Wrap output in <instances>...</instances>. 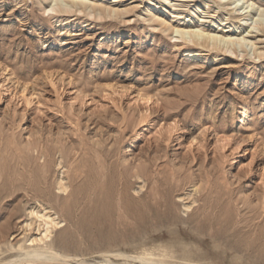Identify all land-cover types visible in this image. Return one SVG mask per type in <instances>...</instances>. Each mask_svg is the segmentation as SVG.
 Here are the masks:
<instances>
[{
  "label": "rangeland",
  "instance_id": "1",
  "mask_svg": "<svg viewBox=\"0 0 264 264\" xmlns=\"http://www.w3.org/2000/svg\"><path fill=\"white\" fill-rule=\"evenodd\" d=\"M68 1L0 0V264H210L181 230L224 229L264 259V33L154 18L243 32L224 0Z\"/></svg>",
  "mask_w": 264,
  "mask_h": 264
},
{
  "label": "bare ground",
  "instance_id": "2",
  "mask_svg": "<svg viewBox=\"0 0 264 264\" xmlns=\"http://www.w3.org/2000/svg\"><path fill=\"white\" fill-rule=\"evenodd\" d=\"M53 1H55V4H56L58 1H62V0H53ZM70 1L71 2H69V1L66 2V4L71 3L70 6L79 5L81 8L82 7L83 8L91 7V9H93V11L98 9L99 10V13H98L99 17H101L103 15V8H106V6L104 4L98 5L95 3H91V5H88V4L86 5L84 3V1H74V0H70ZM224 1L226 2V5H229L231 7L230 10L232 12H235V14L237 15L236 22H238L239 25L245 24V26H244L245 28H243L244 29L243 32L238 33L235 30L221 31L220 32V31H218L212 27H208L207 25H206L207 27L204 28V27H198V25H196V24H185V25L180 24V23L169 24L167 21H165V19H163L161 17H154V18H155V20L158 21V23L160 25H162V28L164 30H168L169 28H172V31H174L176 33V35H174L173 37L181 38L184 41L189 40V41L206 42L207 44H211L213 47H217V46L218 47L219 46L225 47L226 50L228 48H230V46H234V45H243V44L254 45V42H252L246 38V36L244 35V31L247 34L253 33V32L254 33L255 32L264 33V5L263 6L257 5L256 6L255 5L256 2H254V0H224ZM55 4H51L50 2H45L43 4V10L46 12H52L53 10H55L54 9ZM96 6H99L100 8L96 9L95 8ZM254 6H256L255 9H253ZM110 13H111V11L107 10V15H111ZM245 19L247 21L251 20V22L249 24H247V22H244ZM197 21H200V19L197 18ZM232 24H234V23H232ZM44 172H46L45 169H42V173H44ZM67 188L68 187L65 184L60 182L57 189L64 193V192H66ZM48 219L49 218H47V220ZM52 220H54V219H52ZM55 223L57 224V221ZM56 224H54V226H56ZM47 227L49 228V225ZM44 230H45V228H44ZM237 231L238 230H234L232 232H229L227 229H224L222 233H220L218 235H213L211 238V241L209 240V243H208L207 239L199 237L198 236L199 233L197 231L190 232V231H186V230H181L180 237L182 239H191L195 243L196 249H198V250H204L205 249V250H208L210 253H212L216 258L210 260L209 261L210 264H255V262H257V264H264V259L256 260V258H254L252 256V254L249 253V251H248L249 249L247 247L245 248V246L242 243H240L241 240L239 241L240 237L237 234ZM47 233L48 232H45V235ZM42 234H44V233H42ZM169 234H171V232H169ZM48 235L49 234H47L46 236H48ZM41 240L42 239H38V242ZM42 242L44 244V241H42ZM26 248H27V246H26ZM163 249H164V247H162L161 245H158V250L162 251ZM183 250H184V253H183L184 257H187L190 260H196V257L191 253V249L183 248ZM46 253H48V252H46ZM26 256H27V254H26ZM34 257L37 258L38 255H35ZM155 258H157V257H155ZM24 260H26V259H24ZM54 261L56 262V260H54ZM49 264H50V261H49Z\"/></svg>",
  "mask_w": 264,
  "mask_h": 264
}]
</instances>
